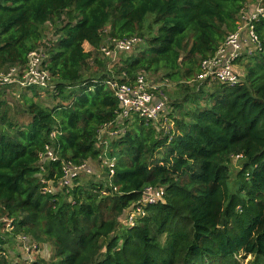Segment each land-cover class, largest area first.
<instances>
[{
	"label": "trees",
	"instance_id": "16d2710c",
	"mask_svg": "<svg viewBox=\"0 0 264 264\" xmlns=\"http://www.w3.org/2000/svg\"><path fill=\"white\" fill-rule=\"evenodd\" d=\"M246 1L0 0V71L23 67L42 47L53 86L51 107L37 102L40 89L20 92L26 122L13 120L8 94L0 96V220L12 236L50 248L31 264H233L239 256L264 264V17L255 23L261 51L237 61L241 83L187 89L173 104L179 117L170 132L136 116L125 121L108 139L110 187L94 177L58 184L61 161L100 162L99 132L120 112L107 78L132 83L144 72L189 82L236 29ZM45 28L54 36L46 43ZM131 36L143 45L108 69L100 47ZM46 145L58 161L40 171ZM236 155L242 163L232 178ZM42 179L51 193H42ZM147 186L162 187L165 203L123 225ZM6 243L0 235V264H26L4 255Z\"/></svg>",
	"mask_w": 264,
	"mask_h": 264
},
{
	"label": "built area",
	"instance_id": "2783aa9c",
	"mask_svg": "<svg viewBox=\"0 0 264 264\" xmlns=\"http://www.w3.org/2000/svg\"><path fill=\"white\" fill-rule=\"evenodd\" d=\"M263 17L264 0H254L248 7L245 5L239 13L236 29L227 34L212 56L199 62L198 72L189 82L207 83L208 85L217 82L227 86L241 83L235 65L242 56H251L261 51V41L255 31V23ZM141 43V38L137 36L107 38L99 52L112 66L117 62L118 54L131 53ZM45 60V50L40 47L27 55V62L23 67L11 66L0 71V96L14 91L20 93L29 88L53 89ZM105 85L112 91L120 108L117 119L113 124L105 125L100 130L98 137V146L102 147L99 163L102 168L107 170L110 187L115 159L108 155L107 148L110 144L108 139L117 138L123 132L121 128L123 123L136 116L146 123L152 124L158 131L170 132L174 127V120L168 116L170 114L169 101L164 91L167 83L149 82L146 73L140 72L132 83L120 82L118 79L110 77L106 79ZM108 126L110 129L102 133L101 131ZM101 134H104L106 138L101 139ZM54 135L55 133H52L51 137ZM233 158L241 160V155L233 156ZM56 161H58V157L50 145H46L44 151L38 155L40 171H44L47 163ZM81 173L92 174V168L87 162L74 165L68 161H61V177L58 184L62 187H70ZM41 183L44 185L42 193L52 192L51 181L42 179ZM113 191H116V188H113ZM164 196L165 191L162 187H145L141 192L140 199L128 210L121 223L127 227H133L138 218L145 216L144 208L147 205L164 204ZM4 221L6 222V231L11 232L10 222L6 219ZM16 243L24 256L22 260L18 261L23 263L31 264L41 252L39 245L25 235H16ZM4 255L8 256L7 252Z\"/></svg>",
	"mask_w": 264,
	"mask_h": 264
},
{
	"label": "rangeland",
	"instance_id": "374dc122",
	"mask_svg": "<svg viewBox=\"0 0 264 264\" xmlns=\"http://www.w3.org/2000/svg\"><path fill=\"white\" fill-rule=\"evenodd\" d=\"M52 28H45V43L50 40L53 39V31L51 30ZM143 45V43L140 44V46L135 49L134 51H132L131 53H121L118 54L117 56V62L124 57H127L129 55L135 54L138 49ZM83 48L85 51H89L91 49V47L84 43ZM242 63L243 61L241 60L240 62H237L235 65V69L237 70L238 74L240 72H243L242 69ZM111 64L108 63L107 60V68L111 69ZM92 71L95 70V67L91 68ZM162 73H158V74H151V73H146V77L147 80L149 82H153V83H159V82H165L167 83V85L164 87V91L166 93L167 99L169 101V105H168V109H170V114L168 115L169 117H173L176 119L179 117L177 111H175L173 104L176 102H180L181 99L183 98V96L186 93L187 89H190L193 87V85H195L196 83L194 82H187V81H182V82H172L170 80H167L165 78H163ZM42 92H40V96L38 98H36L37 102L44 106V107H51L53 105V102L50 98V96L48 94H51L53 89H49V90H41ZM6 103H7V107L9 108V115L10 117L15 120V119H21L20 122H26L27 119L23 117L22 114L25 113V105L23 104V101H21L20 99V93L17 92H11L9 93L6 97H5ZM183 109H187V105L184 106ZM184 111V110H183ZM105 135L101 134V139H105ZM108 155H113V148L110 146H108ZM114 156V155H113ZM241 160H235V158L232 159L231 161V176L232 178H234L236 176V174L238 173V171H240V167H241ZM89 167L92 168L94 170V172H92V174H87V173H81L78 177V179L82 182L85 180H88L91 177H94L97 180H102L103 182L107 181V175H106V169L102 168L100 166L99 162H91L88 161L87 162ZM97 168V174L95 175V170ZM1 224H6V222L4 221V219L0 220V227ZM0 235H3L4 238L7 240V252L10 254V250L12 249V245L15 247V245H17L16 243V236H12L8 231H6L5 226L3 229L0 228ZM40 251H43V247L40 246ZM49 249V248H48ZM20 254L23 256L22 251L20 252ZM48 255L46 259H48L51 256V250H49ZM14 256V255H13ZM17 257H20L19 254ZM24 257V256H23ZM37 258V257H36ZM252 260V257H246L243 258L241 256L236 257L235 259V263L233 264H248L249 261Z\"/></svg>",
	"mask_w": 264,
	"mask_h": 264
},
{
	"label": "crops",
	"instance_id": "0c3cea01",
	"mask_svg": "<svg viewBox=\"0 0 264 264\" xmlns=\"http://www.w3.org/2000/svg\"><path fill=\"white\" fill-rule=\"evenodd\" d=\"M252 1H254V0H247L246 3H245V5H247V7H248V5H251ZM86 44H87V43H86ZM107 129H110V126L105 127L101 132L103 133V132H105ZM87 164H88V163H87ZM7 245H8V244L6 243V245H5L6 250H7ZM43 248H44L43 251H41V252L37 255V257H40V258H44V259H46L47 256H48V255H46V254H48L50 248L47 247V246H43ZM48 248H49V249H48ZM8 254H9V253H8ZM18 254H19L20 257H17ZM13 255H14V256H13ZM8 256L14 258V260H22V259H23V256L20 254V250H19V248H18L17 245H15V247L12 245V249L10 250V254H9Z\"/></svg>",
	"mask_w": 264,
	"mask_h": 264
}]
</instances>
